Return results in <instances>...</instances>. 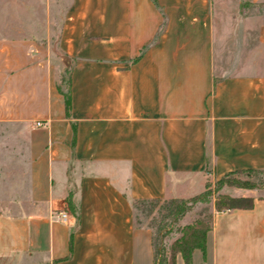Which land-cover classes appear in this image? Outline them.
<instances>
[{"label": "crops", "instance_id": "1", "mask_svg": "<svg viewBox=\"0 0 264 264\" xmlns=\"http://www.w3.org/2000/svg\"><path fill=\"white\" fill-rule=\"evenodd\" d=\"M231 3L72 0L54 44L27 0L0 5V264H154L136 199L264 168V64L214 67ZM239 189L253 205L213 212L190 264H264V199Z\"/></svg>", "mask_w": 264, "mask_h": 264}, {"label": "rangeland", "instance_id": "2", "mask_svg": "<svg viewBox=\"0 0 264 264\" xmlns=\"http://www.w3.org/2000/svg\"><path fill=\"white\" fill-rule=\"evenodd\" d=\"M30 4V10L38 14L39 18L43 15L45 22L43 30L51 36L50 44H54L59 30V25L63 21L68 7L72 0H27ZM14 13H20V0H13ZM232 2L226 7V20L218 21L215 37L214 50V67L216 73H240L245 71L259 70L264 64V41L261 38L264 35V0H227ZM8 0H0V5L4 6ZM17 4V6L15 5ZM33 5V6H31ZM48 20V21H47ZM14 24H20L19 22ZM5 23H0L4 29ZM29 25V26H28ZM26 24L30 32H35L32 23ZM15 26V25H14ZM34 26V25H33ZM47 40V38H45ZM59 83L63 89L67 88V73L62 74ZM2 172V166H0ZM248 177L246 172L232 173L227 179H244ZM219 178L208 179L204 189L209 191V200L207 202L198 201L194 204L192 210L187 212L183 217L174 222L172 218H166L164 223L168 230L166 235L160 237V243L166 247L179 234L178 227L194 221L196 218L205 217L215 212V204L221 202L222 210L225 209L224 196L240 195L244 190L238 187L228 185L226 181L219 182ZM254 179V176L251 175ZM256 180V179H255ZM203 189V190H204ZM255 197L264 196V184H260L258 188L246 190ZM4 192L0 189V212L4 214L6 208L4 205ZM136 221L143 225L155 224L159 220L156 210L148 212L146 205H138L134 212ZM162 222V221H161ZM163 233V231L161 232Z\"/></svg>", "mask_w": 264, "mask_h": 264}, {"label": "trees", "instance_id": "3", "mask_svg": "<svg viewBox=\"0 0 264 264\" xmlns=\"http://www.w3.org/2000/svg\"><path fill=\"white\" fill-rule=\"evenodd\" d=\"M68 84V79H67ZM58 89L64 96V103L66 112L70 109V92L69 88H62L61 84H58ZM236 172H246L248 177L244 179H227L229 175ZM254 176V179L251 178ZM219 182L226 181L228 185L238 188L255 189L264 184V168L262 169H241L228 172L221 176ZM256 179V180H255ZM207 183L205 186L207 187ZM204 186V187H205ZM264 199V196L258 197ZM225 209L231 210L235 208H250L253 205L254 197L250 196H224ZM209 200V191L207 189L201 192L187 197V198H152V199H136L134 201V212L138 208V205H146V210L152 212L156 210V214L159 215V220L155 224L145 225L152 230V246L154 254V264H176L177 255H181L185 264H190L192 261V253L195 249L205 251L206 239L208 232L212 229L213 212L205 217L196 218L190 223L178 227V236L174 238L170 244L166 247L160 243V237L166 235L168 230L165 225L166 218H172L171 220L176 222L183 217L187 212L192 210L194 204L198 201L207 202ZM216 211H222L221 202L215 204ZM134 218L135 214H134ZM136 221V220H135ZM162 221V222H161ZM136 223L141 224L136 221ZM163 231V233H161Z\"/></svg>", "mask_w": 264, "mask_h": 264}, {"label": "built area", "instance_id": "4", "mask_svg": "<svg viewBox=\"0 0 264 264\" xmlns=\"http://www.w3.org/2000/svg\"><path fill=\"white\" fill-rule=\"evenodd\" d=\"M37 126H41L42 125V123L40 122V121H36V123H35ZM60 216H61V218L63 219V220H65L66 219V214H64V213H62V214H59ZM58 216V215H57Z\"/></svg>", "mask_w": 264, "mask_h": 264}, {"label": "water", "instance_id": "5", "mask_svg": "<svg viewBox=\"0 0 264 264\" xmlns=\"http://www.w3.org/2000/svg\"><path fill=\"white\" fill-rule=\"evenodd\" d=\"M61 57H62V61H63V63L65 64V66H67L68 63H67V61H66V58H65L64 56H61Z\"/></svg>", "mask_w": 264, "mask_h": 264}]
</instances>
